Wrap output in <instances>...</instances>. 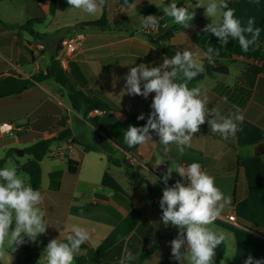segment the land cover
Here are the masks:
<instances>
[{"label":"crops","instance_id":"0c3cea01","mask_svg":"<svg viewBox=\"0 0 264 264\" xmlns=\"http://www.w3.org/2000/svg\"><path fill=\"white\" fill-rule=\"evenodd\" d=\"M7 1L20 4V11L29 18L32 16L26 13L23 3ZM35 1L43 8L42 2L45 0ZM113 1L116 2L113 7L117 10L118 1ZM142 1L146 10H151L167 26L166 20L170 17L165 16L162 7L166 6L168 0H156L154 3ZM229 7L235 9V15L242 23L248 17H254L256 26L261 28L258 41L250 45L247 52L241 50L235 39L229 38L228 43L222 46L214 34L204 32V26L213 21V18L205 15V10L194 11L193 24L188 28H158L156 33L149 35L159 41L166 40L181 51H192L202 64V71L206 64L227 69L226 73H213L188 82L190 88L199 87L202 96H207L208 112L205 123L193 134L183 154L179 153L174 143L168 145L169 151L165 153L158 136L154 135L151 141L143 145L122 147L124 140L112 130L113 127L128 125L126 122L143 126L151 111L154 93L144 98L129 95L125 89V78L130 68L140 64L159 66L167 58L153 41H149L148 36L140 33L142 26L139 31H122L121 28L106 31L97 28L71 29V40L76 39L77 47L68 60L65 72L77 87H87L103 99L108 109L82 116L70 107L66 91L52 79L36 82L35 89H28L19 98H0V122L9 120L25 124L22 134L12 137L0 135V154L5 158L1 167L11 161L19 174H25L18 170L19 165L30 159L23 148L40 137L59 138L52 141L40 161L42 202L39 207L45 212L46 223L54 222L59 226L56 233L46 226L43 233L46 241L49 236H58L61 240L62 236L59 235L64 230L67 237L70 234L69 225L79 223L90 234L86 241L88 248L79 249L74 254V258L84 257L81 264H119L126 251L135 257L131 264H188L187 260H178L171 254L170 241L176 238L179 229L171 224L165 226L160 220L162 209L159 200L163 187L149 170L142 169L140 165L128 167L123 160V151L129 150L143 162L157 163L164 159L161 161L165 164L162 169L164 173L169 167L179 165L186 168L188 164L198 161L202 170L213 176L215 182L229 179L231 204L225 205L226 213H220L208 226L223 231L226 237L224 253L219 257L214 256L213 264H244L249 255L256 259L264 258V155L254 154L255 147L264 144V0H229ZM10 14H2L0 22L24 23L6 19ZM80 21L86 19L75 20L74 23ZM5 45L0 42V52L7 64L11 66L10 61H15L21 65L24 58L19 56V48ZM208 47L218 49V54L211 61L204 55ZM1 63L6 65L0 60V68H3ZM46 64L42 67L32 64L30 73L21 77L26 78L44 70ZM248 65H255L258 71L251 93L247 96L235 86L241 84V72ZM7 74L0 73V76ZM46 101L61 107V112L57 113L52 104L45 106ZM42 105L45 107L43 112L28 120V116ZM213 109L223 116L239 110L244 120L237 122L239 130L235 135L225 139L211 131L208 121L216 118ZM141 113L145 119L137 120ZM106 115L110 117L109 124L103 120ZM92 118L103 128H96L90 122ZM88 138L92 141L89 142ZM86 143H95L99 151H82ZM17 149L23 153L17 154ZM107 156L118 163L108 160ZM69 159L79 161L74 178L66 174ZM126 169L143 178V182L132 187L124 173ZM174 178L183 182L175 171L171 176V179ZM79 184L90 189V193H82ZM229 214H233L237 225L225 219ZM138 231L137 239L144 237V243L138 249L131 250L132 239ZM152 243L155 248L139 258Z\"/></svg>","mask_w":264,"mask_h":264},{"label":"clouds","instance_id":"9594fccd","mask_svg":"<svg viewBox=\"0 0 264 264\" xmlns=\"http://www.w3.org/2000/svg\"><path fill=\"white\" fill-rule=\"evenodd\" d=\"M68 5L93 15L102 9L106 0H67ZM162 7L165 16L174 24L184 28L190 26L194 18L192 7H178V0H170ZM196 6H202L207 17L213 18L206 24L204 32H211L226 45L229 38L238 41L241 50L247 52L250 45L259 39L261 28L256 26L254 17L246 22L235 15V9L229 7V0H209L206 7L201 0ZM135 9V4L132 5ZM159 24L155 15L141 16V26L153 28ZM218 54V49L208 47L204 53L208 60ZM202 71V64L190 50L176 51L165 58L159 66H133L125 78V89L129 95L152 96L146 123L143 126L129 125L123 132V140L129 147L143 145L152 140L154 132L163 151H169L168 145L176 144L180 154L190 145L192 136L205 123L208 109L207 96H202L199 87L188 86ZM215 119L208 123L213 133H219L227 139L239 130L237 122H243L244 116L236 113L223 116L212 110ZM143 113L137 120H144ZM2 158V154H0ZM164 159H160V163ZM175 171L183 179L173 186H167ZM166 187L162 190L159 207L162 209L160 220L179 229L176 238L170 241L171 254L178 260H187L188 264H213L215 249L226 237L223 231L208 227L220 215L225 205L231 204V198L216 186L215 178L202 170L201 164L194 161L187 167H169L160 177ZM42 194L35 189L26 174H19L15 164L8 161L0 167V248L7 246L12 250L24 243V238L35 240L46 231L45 212L39 205ZM15 224L14 228L10 226ZM70 234L66 240L52 239L46 245L45 264H73L74 254L80 245L89 239V231L79 223L69 225ZM235 252L232 253L234 255ZM230 255V256H232ZM135 259L126 251L119 264H131ZM244 264H264V258L256 259L249 255Z\"/></svg>","mask_w":264,"mask_h":264},{"label":"rangeland","instance_id":"374dc122","mask_svg":"<svg viewBox=\"0 0 264 264\" xmlns=\"http://www.w3.org/2000/svg\"><path fill=\"white\" fill-rule=\"evenodd\" d=\"M30 1V0H28ZM34 3H36L35 0H31ZM118 1V0H117ZM114 2V3H113ZM148 2H156V0H148ZM170 2L168 0L166 3ZM201 2L204 3L205 7L209 0H201ZM43 8L40 7L42 10L41 21L39 23L33 24V28L35 31H38L41 34H44L40 36V38H37L33 35H28V33L22 29H19L17 26L11 27L14 23H6V22H0V42L6 44L5 46L13 47V48H19V56L21 55L24 58V62H21V65H17L15 61H10L11 66L7 64L5 61V58H3V54L0 52V60L4 61V63H1V66L3 68H0V73H10L15 76H22L26 75L27 73H30L29 69H32V64H38L39 67H42L46 63H48V60L50 56L52 55L53 51L56 47H58V51L56 53L57 59H59V62H63V70H66V67L68 65V60H70V54L65 53V45L66 48L68 47V40L71 39L72 28H84L81 25H79V22H75V20L80 19H95L98 18L103 10V8L106 9V16L107 20L110 24L114 25L116 29H120L122 31L128 30V31H139L141 28V16H147V15H154L151 13V10H146L145 2L142 0H137L135 4V9L132 7L129 8H122L119 6L118 2V8L117 10L114 9L113 4L116 5V2L113 0H109L106 4V6H103L102 9L98 8L97 12L93 15L87 14L83 12L81 9L73 8L71 5H68L67 0H45L42 2ZM133 4V5H134ZM166 5V4H165ZM41 6V5H39ZM178 7L184 6V7H192V11L196 12L197 10H204V7L202 6H196V0H178ZM21 10V5L14 3L13 1L9 2L7 0H1L0 1V18H2V14L11 13L8 18L10 21L15 22H25L29 19V16H25ZM150 11V12H149ZM123 17V20L121 19ZM4 19V18H3ZM159 24L157 25V28H184L182 25L174 24L172 19L169 18L166 20L167 26L164 24V20L159 19ZM82 22V21H80ZM193 24V20L190 22V26ZM56 34L54 39H51V35ZM144 35V34H142ZM25 38H23V37ZM148 36L149 35H144ZM5 40V41H3ZM7 42V43H6ZM73 47L76 48V39L74 38L73 41ZM75 50V49H74ZM72 54V53H71ZM20 56V57H21ZM5 57V56H4ZM19 57V58H20ZM19 58L17 62H19ZM21 66V67H20ZM34 74V73H33ZM60 100V98H59ZM61 101V100H60ZM64 110L65 108L62 107ZM109 116L106 115L103 117V120L107 121L109 124ZM31 118L28 116V120ZM64 119H62L59 122H62ZM9 121V120H6ZM94 118L90 120L92 124H94ZM13 122V121H11ZM21 127V131L8 135L5 134L3 136L12 137L17 136L19 134H22L24 132V123H16ZM128 125L123 124V127L112 129L115 133H118L121 140H123V132L127 129L131 123L126 122ZM133 123V121H132ZM135 123V122H134ZM138 125V124H137ZM150 133H152V136L157 137V135L150 130ZM91 138H88V141L91 142ZM124 145L122 147H127L126 143L121 144ZM127 153H131L134 155L133 151H123V160H125L128 167H136V165H131L128 162ZM137 157V156H136ZM138 158V157H137ZM140 162H142L143 165L147 166H153L157 164L155 161H148L143 162L141 159H138ZM13 163V162H12ZM14 164V163H13ZM144 169V167L142 168ZM217 184L216 186L224 193L225 196H228L229 194V179H221L217 180L215 182ZM80 191L82 193H90V189L84 188L82 184H79ZM80 192V193H81ZM227 207H224L221 211V213H226ZM231 213V212H230ZM15 224L10 226L11 228H14ZM141 231V229H140ZM140 231L136 232L132 239V247L131 250H136L140 245H143L144 243V237L143 239L138 240L137 235L140 233ZM65 230L63 233L59 236H62V239H64L65 236ZM60 238L58 236H49L47 239V244L50 240ZM25 244H30L34 247V249L27 255ZM153 244V243H152ZM38 246V240H32L28 237L24 238V243L17 245L14 250L7 248V246L0 248V264H45V253L41 250L37 249ZM26 255H27V261H26ZM82 263V262H81ZM140 262H138L139 264ZM73 264H80V262H77L74 258Z\"/></svg>","mask_w":264,"mask_h":264},{"label":"trees","instance_id":"16d2710c","mask_svg":"<svg viewBox=\"0 0 264 264\" xmlns=\"http://www.w3.org/2000/svg\"><path fill=\"white\" fill-rule=\"evenodd\" d=\"M17 1H19L20 3H23L25 6L26 13H30L32 16L28 20H26L24 23L14 24V25L17 26L19 29L26 31L30 35L40 38V36L44 34L36 32L32 28L33 24L39 23L41 21L40 15L42 14V10L40 9V6L31 0L30 1L17 0ZM133 1L134 0H118V4L123 8H128L133 3ZM79 25H81L84 28H97V29H100L101 31L115 29L114 28L115 26L110 24L107 20L105 8H103L98 18L79 22ZM55 36L56 34L51 35V39H54ZM148 38H152L153 43L160 49V51L167 58H170L172 55H174L176 51H181L166 40L159 41L153 38V36H149ZM58 49H59L58 47L55 48L44 70H39L26 78L21 77V76H15L10 73L5 76H0V98L8 97V96L19 98L20 95L25 94L28 89L30 90L35 89L36 82H40L44 79H52L54 82L58 83L66 91V95H67L70 107L74 111L81 113L82 116L85 117L86 115H88V113L91 110H94V109H97L99 111L108 109L109 106L103 99L95 95L87 87L85 88L77 87V85L72 80L69 79L65 70H63V68L59 64V61L55 58V55ZM257 71L258 69L255 65L246 66L241 72V84L238 86H235V88L238 91L248 96L251 93ZM226 72H227V69L225 67H222V66L210 67L206 64L204 66V71H201L200 74L190 82H194L199 79H202L205 75L211 76L213 73H226ZM50 104H52V102L50 101H46L44 103L45 106L50 105ZM54 106H55V111H57V113H60L61 107H58L56 105ZM44 109L45 107L43 105L38 107L36 110H34L29 115V117L30 118L35 117L39 113L43 112ZM94 126L96 128H103V126L95 122H94ZM55 139H59V138L40 137L36 141L31 143L30 145L23 148V152L27 155H30V159H28L23 164L19 165L18 170L27 174V176L30 178V182L32 186L35 189L39 190L40 192L42 191L40 188V179H41L40 161L45 157L46 153L49 150L50 144ZM82 151L84 152L99 151V148L95 143H86V144H83ZM254 154L264 155V144L257 145L254 149ZM4 159L5 158L0 159V167ZM107 159L112 162L118 163L116 160L111 159L110 156H107ZM78 165H79V161L69 159L67 163L66 174L74 178L77 173ZM124 173L126 177L128 178V180L130 181V185L132 187H136L143 182V178L138 177L135 174V172L131 170L126 169ZM47 229L52 230V233H56L59 229L58 223L49 222L47 225ZM35 240H38L37 249L44 251V249L46 248L45 235L43 234L38 235ZM64 240H66V238L61 239V241H64ZM86 248H88V244L85 241L83 244L80 245V249H86ZM154 248H155V244H153L151 247L146 249L140 255L139 258L143 257L147 253H150ZM25 249H26L27 255H29V253L34 249V247L31 246L30 244H25ZM224 249H225V245L223 242L221 245L217 246V248L215 249V256H218V257L221 256L224 253ZM27 255H26V261H27ZM75 260L77 262H80L81 264V261L84 260V257L79 256V257H76Z\"/></svg>","mask_w":264,"mask_h":264},{"label":"built area","instance_id":"2783aa9c","mask_svg":"<svg viewBox=\"0 0 264 264\" xmlns=\"http://www.w3.org/2000/svg\"><path fill=\"white\" fill-rule=\"evenodd\" d=\"M157 30H158L157 26H154L153 28L142 27L141 30H140V33L144 34V35H152V34L156 33ZM68 42H69V44H68L67 48H66V45H65V53L68 54V55L69 54L71 55V53L74 51L75 48L73 47V41L71 39H69ZM55 58L57 59L59 57H57V55H55ZM57 60L59 61V59H57ZM64 61L59 62L60 66L62 68L64 67L63 66V62ZM98 111L99 110L94 109V110H91L88 114L93 115V114H96ZM21 130H22L21 127H19V125L15 124L14 122L6 121V120L0 122V135H5V134L11 135V134L20 132ZM68 143H70V140L68 141ZM126 156H127L129 164H131V165H140V166L144 167L145 169L149 170L150 172H152L154 174L157 182L163 188L166 187V185L160 179V177L164 174V171H162V169L165 166V164L163 162H160V163L156 164L155 167L150 166V165L146 167L145 165L142 164V162H140L138 160V158L135 155H133L131 153H127ZM176 181H178L177 178L169 179L167 186H173ZM225 219L228 222H231L234 225H237V223L235 222V218H234L233 214L227 215Z\"/></svg>","mask_w":264,"mask_h":264},{"label":"water","instance_id":"95a60500","mask_svg":"<svg viewBox=\"0 0 264 264\" xmlns=\"http://www.w3.org/2000/svg\"><path fill=\"white\" fill-rule=\"evenodd\" d=\"M149 41L152 42L153 41L152 38H149ZM22 153H23L22 150L17 149V154L21 155Z\"/></svg>","mask_w":264,"mask_h":264}]
</instances>
